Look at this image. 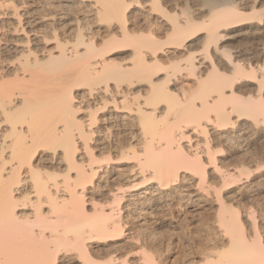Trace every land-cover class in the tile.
<instances>
[{
	"label": "bare ground",
	"instance_id": "1",
	"mask_svg": "<svg viewBox=\"0 0 264 264\" xmlns=\"http://www.w3.org/2000/svg\"><path fill=\"white\" fill-rule=\"evenodd\" d=\"M0 264H264V0H0Z\"/></svg>",
	"mask_w": 264,
	"mask_h": 264
},
{
	"label": "rangeland",
	"instance_id": "2",
	"mask_svg": "<svg viewBox=\"0 0 264 264\" xmlns=\"http://www.w3.org/2000/svg\"><path fill=\"white\" fill-rule=\"evenodd\" d=\"M178 200V201H177ZM177 200H175L173 202V205L172 206L173 208V211L171 209V211L167 210V213L168 215H166L167 213L164 212V215L163 216H166V218L168 217L169 219L168 220H171V215H172V219H174L176 222V225H173L171 224L168 225V226H165V227H160V228H157L155 229L154 226H150V230L149 228H147V232H153V233H158V235L161 237H163V239L165 240V245L166 243H168L169 241V244L170 242H172L170 244V256L167 257L166 261H168V263H171L173 261H175L179 256H182L181 253H185V251L189 248V251L190 249L191 250H195L197 249V246L196 245L197 243H199V233L201 232L200 230V227L199 225L197 224V219L196 218H200L202 217H207L206 215H208V217H210L213 212V210L211 209L212 207L208 204H196L194 207L193 206H188L187 203H184L181 199H178L177 197ZM178 202V204L176 203ZM187 205V206H186ZM202 205V206H201ZM197 206V207H196ZM199 206V207H198ZM206 206V207H205ZM204 208H207V209H204ZM176 209V210H175ZM202 210V211H201ZM210 210V211H209ZM205 211V212H204ZM207 211V212H206ZM179 212V213H178ZM202 212L205 214H202ZM198 217H197V215ZM200 213V214H198ZM177 214V215H176ZM183 216V217H182ZM200 216V217H199ZM192 217V218H190ZM195 219H194V218ZM176 218V219H175ZM186 218V219H185ZM188 218V220H187ZM192 219V220H191ZM194 219V220H193ZM181 220H183L184 222H181ZM178 221V222H177ZM183 223V224H182ZM198 225H196V224ZM174 226V227H172ZM198 228V230L196 229ZM200 229V230H199ZM149 230V231H148ZM158 231V232H157ZM200 231L198 233V236H197V232ZM171 234V235H170ZM163 235V236H162ZM169 235V236H168ZM189 235V236H188ZM195 235V236H194ZM166 236V238H165ZM193 236V237H192ZM187 237V238H186ZM195 237V238H194ZM196 237L198 239H196ZM170 238V239H169ZM169 239V240H168ZM186 239V240H185ZM190 239V240H189ZM192 240V241H191ZM188 241V242H187ZM190 241V243H189ZM196 241V242H195ZM188 243V244H187ZM186 245V246H185ZM188 245V246H187ZM189 245H191V247H189ZM195 246L196 245V248L192 247V246ZM172 247V248H171ZM187 248V249H186ZM188 251V250H187ZM178 256V257H177Z\"/></svg>",
	"mask_w": 264,
	"mask_h": 264
}]
</instances>
